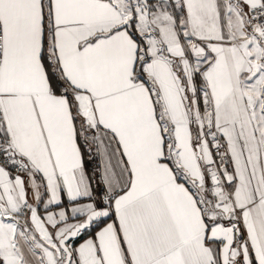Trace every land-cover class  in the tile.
<instances>
[{"label": "snow or ice", "instance_id": "6c2138e0", "mask_svg": "<svg viewBox=\"0 0 264 264\" xmlns=\"http://www.w3.org/2000/svg\"><path fill=\"white\" fill-rule=\"evenodd\" d=\"M0 264H264V0H0Z\"/></svg>", "mask_w": 264, "mask_h": 264}]
</instances>
